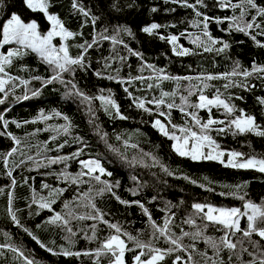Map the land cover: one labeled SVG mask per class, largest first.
<instances>
[{
  "label": "trees",
  "instance_id": "16d2710c",
  "mask_svg": "<svg viewBox=\"0 0 264 264\" xmlns=\"http://www.w3.org/2000/svg\"><path fill=\"white\" fill-rule=\"evenodd\" d=\"M84 2L92 8L94 13L102 16L95 29L91 24L83 29L80 28L82 20L71 12L70 0H56V6L52 9L61 14L71 30L83 31L82 37L72 38L67 42L70 44V55L75 57L79 54L80 49L77 45L85 40L90 42L96 32L108 27L107 34L112 35V27L123 24L132 28L135 38L124 34H121L120 38L125 41L128 48L139 52L143 59L133 55L121 44H114L111 40H98V43L86 54V63L90 67L87 70L77 67L75 73L64 74L65 80L73 81L81 92L92 97L91 100H85L78 95H69L70 85L66 87L60 81L44 85L43 79L53 75V71L38 53L28 50L26 55L14 58V63L6 70L20 79L14 84L10 83L6 88L7 96L0 93V100H3V103H0V114L9 121L19 122L21 127L10 123L6 130L0 126V132H11L21 140V144L15 145L7 135H2L0 136V154L6 153L15 146L19 151L11 159L16 162L25 159V164L14 169L13 177L17 184L13 188L11 178L6 175L7 170L0 163V189H3L0 193V244H11L13 247L20 248L29 258L34 259L36 264H93V259L86 256L65 257L50 253L32 238V235L36 236L40 242L53 248L57 253L61 246L72 251L98 247L100 240H103L111 231L102 223L87 219H72L70 226L76 233L75 236L68 233L60 223H48L54 211L66 214L63 207L65 201L69 202L71 207L74 198L82 192H87L89 188H92L90 195L95 198L97 207L105 213L106 219L119 223L123 229L133 235L139 234L141 239H148L151 227L147 216L138 205L121 204L109 192L97 195V191L103 185L94 180L90 184H73L60 176L62 172L73 175L78 173L81 170L79 159H100L105 169L112 173L110 177L103 176L102 179H107L113 184L119 181V187L113 188L116 195L129 202L139 200L149 209L157 223H162L166 216L175 213L172 220L173 231L177 235L180 234L181 228L186 231L193 230L183 222L194 213L192 205L195 203L212 204L217 207L241 206L242 201L229 195L235 191V185H243L247 182V187L241 191L247 192L251 199L260 202V199L264 197V173L225 167L217 161H193L189 157L180 156L172 147L174 141L151 126L156 115H149L135 107L124 89L127 87L134 97L146 100L159 97L161 91L176 92L174 99L179 104V97L181 94L187 95L189 84L198 83V81L157 79L161 74L148 68V64L153 65L154 69H164L170 76L195 78L201 74L230 72L234 60H239L244 68H250L254 60L258 64H264V48L257 47L242 33L221 31L222 28L228 27L227 23L219 26L212 23L209 25L212 35L227 40L232 47L227 53L222 54L203 52L201 48L191 43L192 35L199 33V29L191 23L194 19L193 11L165 3L164 0H84ZM205 3L208 6L202 7L201 11L209 16L223 17L238 14V10L220 8L217 0H205ZM257 3L264 5V0H257ZM7 6H13L11 11L20 10L28 19H37L44 30L48 28L43 15L24 9L20 0H5V7L3 11H0V19L6 17L9 11ZM153 6L159 11L151 13L150 9ZM171 8H175L176 11H167ZM152 22L168 25L159 30L164 35L179 34L187 30V33L192 35L181 37L179 43L192 49L195 54L176 56L166 41L143 33L141 28ZM8 47L20 46L13 43L0 48V52H6ZM119 57L125 59L120 60ZM105 63L110 64V67L105 68ZM96 71H101L103 75L98 77L95 75ZM109 75L115 79H108ZM36 76L42 79H33ZM136 76H142L145 79L129 82L130 77ZM20 80H28L29 83L25 85ZM149 83L153 84L151 89L147 87ZM207 83L211 86L205 90L209 96H212L217 88L225 97L243 96L242 101L234 99L233 102L238 108H243L247 113L254 115L257 124L264 127V105H260L257 101V97H264V80L256 76L250 77L248 83L255 85L250 90L238 86L225 90L223 85L226 81L223 79ZM109 90H111L112 98L119 104L121 112L128 119L115 118L114 111L112 115L105 111L107 106L97 97L108 96ZM35 91H38V95L33 96L32 93ZM25 95L29 98L23 99ZM190 100L195 102L197 97L193 95ZM147 106L155 108L154 105ZM109 111L112 110L109 108ZM55 112L61 115L56 116ZM41 113L50 118L36 119ZM64 115L70 117L71 121L68 133L58 130L60 125L68 123L63 119ZM212 115L219 119L225 118L223 109L213 108ZM199 116L207 120L208 112L200 110ZM160 118L164 120V117ZM185 119L187 117L178 109L171 111L172 123L183 125ZM24 121L29 123L25 124ZM212 135L222 149L264 156V137L253 133L233 136L230 132L221 135L213 132ZM117 136L120 139H117ZM53 137L55 139H52ZM78 137L81 138L79 141ZM65 141H67L66 144ZM60 144L65 146L59 148ZM78 148H84L79 158L55 164L49 163L50 159L59 156H71ZM28 155L33 157L32 161L26 159ZM153 157L156 159L154 160ZM37 164L41 166L38 167ZM165 168L167 171L164 170ZM45 183L53 188L66 189L52 205L54 211L40 209L35 204L29 208L33 195L32 189H35L38 195L48 196L49 189L42 188ZM9 192L12 193L13 208L19 210L16 214L22 227L16 225L8 213ZM133 192L136 194L133 195ZM79 203L81 206L76 210L78 214L91 212V209L84 207L86 200H81ZM93 223H97L98 238L89 241L85 239V235H91L89 225ZM25 228L32 235L25 232ZM207 235L218 236L219 232L209 227ZM184 243L189 244L192 241L190 238H184ZM158 246L166 247L167 245L161 240ZM197 246L201 250L206 248L203 241H199ZM0 253H2L0 264H23V261L17 258V254L10 249H2ZM132 255V253H126L127 264H132ZM168 264H171V258Z\"/></svg>",
  "mask_w": 264,
  "mask_h": 264
},
{
  "label": "snow or ice",
  "instance_id": "6c2138e0",
  "mask_svg": "<svg viewBox=\"0 0 264 264\" xmlns=\"http://www.w3.org/2000/svg\"><path fill=\"white\" fill-rule=\"evenodd\" d=\"M164 2L175 4L185 9H191L194 13V19L191 23L199 29V33L192 35L185 30V32L179 34L164 35L159 30L168 27V25L156 22L143 26L141 31L150 36H156L162 41H166L176 56L184 57L195 54L192 49L184 47L179 43L181 37L187 35H192L191 43L197 45L203 52L227 53L231 49L232 44L227 40L212 35L209 31V25L212 23L218 26L227 23L228 27L222 28L221 31L242 33L249 37L257 47L264 48V5L258 4L257 0H238V2H233V0H217L218 6L222 9L238 10V14L234 13L233 15L223 17L209 16L201 11L202 7L208 6L205 0H164ZM20 3L24 6V9L32 13L42 14L48 23V28L44 30L37 19H28L20 10L11 11L10 9L13 6H7L9 11L6 17L0 19V48L13 43L20 47H8L6 52H0V93H4L7 96L8 91H6V88H8L10 83L14 84L16 80L20 79L19 77L12 76L6 69L14 63V58L24 56L28 50H31L38 53L43 61L52 67L53 75L43 79L44 85L60 81L66 87L70 85L69 95H78L85 100H91L92 97H88L85 93L81 92L73 81L65 80L64 74L69 72L75 73L77 67L87 70L90 65L86 63V54L89 49H92L98 43V40H111L114 44H121L125 48H128V45L120 36L124 34L127 37L135 38L132 28L123 24L115 25L112 27L113 34L108 35L109 28L105 27L102 31L96 32L90 42L85 40L83 43L77 45L80 52L74 57L70 55V44L67 42L72 38L82 37L83 31L71 30L67 26L66 21L62 19L61 14L52 10L56 6V0H20ZM4 7L5 0H0V11H3ZM113 7L116 6L113 5ZM129 7H132V5H129ZM70 9L72 13L81 18V29L87 27L89 24L95 29L102 19V16L94 13L84 0H70ZM158 11L159 9L155 6L150 9L151 13ZM167 11L175 12L176 9L171 8L167 9ZM258 37L260 38L258 39ZM57 38L61 41L58 44L54 43ZM240 43H243V41H240ZM128 51L143 59L139 52H135L131 48H128ZM119 59L124 60L125 58L119 57ZM104 67L108 68L110 64L105 63ZM147 67L161 74L157 79L176 81L183 79L190 82L195 79L198 81V83L189 84L187 95H180L179 104L174 99L176 92L161 91L159 97L146 100L145 98L134 97L127 87L124 89L128 97L132 99L135 107L142 109L144 112L149 113V115H156V119L151 122V126L157 129L163 136L174 141L172 147L177 154L182 157H189L193 161H217L225 167L256 170L264 173V156L222 149V146L212 135L213 132L217 135L230 132L233 136L253 133L264 137V127L257 124L256 117L247 113L243 108H238L233 102L234 99L242 101L244 97H225L218 88L212 96L207 95L205 91L211 87L207 82L217 79L226 81L223 85L225 90L237 86L250 90L255 87V85L248 83L250 77L256 76L264 80V64H258L254 60L250 68H244L239 60H234L230 72L201 74L195 78L170 76L164 69H154V66L151 64H148ZM95 75L100 77L103 73L96 71ZM238 77L243 79L237 80L236 78ZM107 78L115 79L111 75ZM33 79L39 80L42 78L36 76ZM143 79L145 78L142 76L130 77L129 82L131 80ZM20 82L25 85L29 83L28 80H20ZM147 87L151 89L153 84L149 83ZM32 95H38V91L33 92ZM193 95L197 97L195 102H191L190 100ZM28 98L27 95L23 97V99ZM97 98L107 106L105 107V111L109 115H112L114 111L115 118L128 119L121 112L116 100L112 98L111 90H109L108 96L100 95ZM257 101L260 105H264V97H257ZM0 103H3V100H0ZM149 104L154 105L155 108L148 107L147 105ZM109 108L112 111H109ZM213 108L223 109L225 118L219 119L214 117L212 115ZM173 109H178L187 117L183 125L172 123L171 111ZM200 110L208 112L207 120H203L199 116ZM54 115L59 116L61 113L55 112ZM160 117H164V120ZM49 118V116L41 113L36 119L47 120ZM63 119L68 123L60 125L58 130L68 133L71 127L70 117L64 115ZM10 123L15 124L16 127H21L19 122L15 120L9 121L5 119L3 114H0V126L3 129H8ZM24 123H29V121H24ZM2 135H7L14 141L15 145L21 144V140L11 132H0V136ZM52 139H55V137ZM80 139L79 137L77 138L78 141ZM117 139H120V137L117 136ZM66 143L67 141H65ZM65 144H60L58 147L63 148ZM18 151L19 149L14 146L6 153L0 154V163L7 170L6 175L11 178V187L13 188L17 184L16 179L13 177V171L25 164V159H20L18 162L11 159ZM83 151L84 148H78L71 156H59L50 159L49 163L55 164L79 158L83 154ZM26 159L32 161L33 157L28 155ZM153 159L155 160L156 158L153 157ZM78 162L81 166V170L78 173L73 175L62 172L60 176L65 180H70L73 184H90L94 180L103 185L97 191V195L109 192L121 204L129 205L131 203L138 205L147 216L151 232L148 239H141L139 234L133 235L131 232L123 229L119 223H113L106 219L105 213L97 207L95 198L90 195L92 188L76 196L71 207L70 203L65 201L63 207L66 210V214L55 212L52 205L56 203L57 198L66 189L53 188L45 183L42 185V188L49 189L48 196L38 195L36 190L32 189L33 195L29 208L35 204L40 209L54 211L48 223L62 224L66 231L73 236L76 233L70 226L72 219L92 220L102 223L111 230L103 240H100L99 246L94 249L72 251L69 248L61 246L59 253H57L53 248L47 247L40 242L36 236L32 235L25 228L24 231L32 235V238L37 240L40 246L46 248L48 252L65 257L86 256L93 259V264H127L126 253L133 254L132 264H168L169 258H171V264H264V197L260 199V202H257L251 199L247 192H242L241 190L247 187V182L243 185H235V191L229 193V195L242 201L241 206L217 207L212 204L195 203L192 205L194 213L183 222L193 230L186 231L181 228L180 234L177 235L173 231L172 217L175 213H170V215L163 219L162 223H157L152 218L149 209L139 200L129 202L116 195L113 188L119 187V181L113 184L107 179H102L103 176L110 177L112 173L105 169L100 159H79ZM37 166L41 165L37 164ZM164 170L167 171L166 168ZM25 183H27V180H25ZM2 192L3 189H0V193ZM135 194L133 192V195ZM8 195V213L10 218L16 225L22 227L16 214L19 210L13 208L12 193L9 192ZM81 200H86L84 207L91 209V212L87 214L77 213L76 210L81 206L79 203ZM209 227L219 232V235H207ZM89 228L91 235L86 234L85 239L89 241L97 240V223L89 225ZM184 238H190L192 243L185 244ZM161 240L165 242L166 247L158 246V242ZM199 241H203L206 245L204 250L198 248L197 244ZM5 248L16 253L17 258L21 259L23 264H36L34 259L29 258L20 248L13 247L11 244H0V250Z\"/></svg>",
  "mask_w": 264,
  "mask_h": 264
},
{
  "label": "rangeland",
  "instance_id": "374dc122",
  "mask_svg": "<svg viewBox=\"0 0 264 264\" xmlns=\"http://www.w3.org/2000/svg\"><path fill=\"white\" fill-rule=\"evenodd\" d=\"M60 42L61 41H59L58 38H57V40L54 41V43H57V44L60 43ZM225 159H227V157H225Z\"/></svg>",
  "mask_w": 264,
  "mask_h": 264
}]
</instances>
